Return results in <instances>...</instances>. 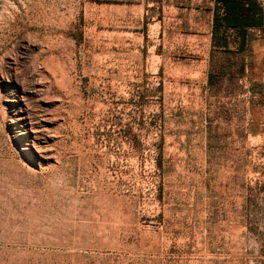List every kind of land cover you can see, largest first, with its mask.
<instances>
[{
    "label": "rangeland",
    "instance_id": "374dc122",
    "mask_svg": "<svg viewBox=\"0 0 264 264\" xmlns=\"http://www.w3.org/2000/svg\"><path fill=\"white\" fill-rule=\"evenodd\" d=\"M187 18L0 0V264H264V30Z\"/></svg>",
    "mask_w": 264,
    "mask_h": 264
},
{
    "label": "crops",
    "instance_id": "0c3cea01",
    "mask_svg": "<svg viewBox=\"0 0 264 264\" xmlns=\"http://www.w3.org/2000/svg\"><path fill=\"white\" fill-rule=\"evenodd\" d=\"M163 7L170 15L178 11L187 14L188 24L198 33L195 35L203 33L209 48L227 53L247 52L261 38L256 33L264 30V6L258 0H163ZM230 7L241 9L237 13ZM246 21L249 24L240 23Z\"/></svg>",
    "mask_w": 264,
    "mask_h": 264
},
{
    "label": "trees",
    "instance_id": "16d2710c",
    "mask_svg": "<svg viewBox=\"0 0 264 264\" xmlns=\"http://www.w3.org/2000/svg\"><path fill=\"white\" fill-rule=\"evenodd\" d=\"M240 9H241V8H237V7H234V8H233V7H230V10L235 11V12H237V13L240 12ZM240 23H241V24H249V22H247V21H246V22H240Z\"/></svg>",
    "mask_w": 264,
    "mask_h": 264
},
{
    "label": "built area",
    "instance_id": "2783aa9c",
    "mask_svg": "<svg viewBox=\"0 0 264 264\" xmlns=\"http://www.w3.org/2000/svg\"><path fill=\"white\" fill-rule=\"evenodd\" d=\"M264 6V0H258Z\"/></svg>",
    "mask_w": 264,
    "mask_h": 264
}]
</instances>
